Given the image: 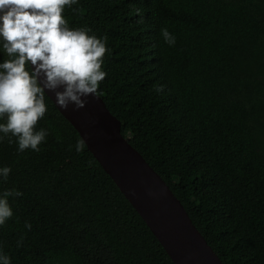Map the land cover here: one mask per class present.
Returning a JSON list of instances; mask_svg holds the SVG:
<instances>
[{"label":"trees","instance_id":"trees-1","mask_svg":"<svg viewBox=\"0 0 264 264\" xmlns=\"http://www.w3.org/2000/svg\"><path fill=\"white\" fill-rule=\"evenodd\" d=\"M64 16L107 38L98 96L220 261L264 264V0H78ZM47 103L39 151L0 141V192L23 193L0 227L12 264H174Z\"/></svg>","mask_w":264,"mask_h":264},{"label":"clouds","instance_id":"clouds-1","mask_svg":"<svg viewBox=\"0 0 264 264\" xmlns=\"http://www.w3.org/2000/svg\"><path fill=\"white\" fill-rule=\"evenodd\" d=\"M77 2L0 0V141L14 140L19 152L39 151L46 140L48 130L36 125L48 111V98L62 110L81 109L98 95L107 76L102 67L107 38L67 25L65 8ZM160 35L167 45H175L176 36L166 27ZM162 90V85L156 88ZM86 147L84 138L76 140V152ZM10 172L9 166L0 167V180L6 181ZM22 195L17 189L0 192V227L13 217L9 198ZM31 227L25 223L26 229ZM0 264H12L2 247Z\"/></svg>","mask_w":264,"mask_h":264},{"label":"water","instance_id":"water-1","mask_svg":"<svg viewBox=\"0 0 264 264\" xmlns=\"http://www.w3.org/2000/svg\"><path fill=\"white\" fill-rule=\"evenodd\" d=\"M50 100L85 139L87 149L174 264H223L170 188L121 135L120 122L98 95L78 110H62Z\"/></svg>","mask_w":264,"mask_h":264}]
</instances>
